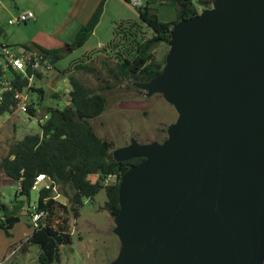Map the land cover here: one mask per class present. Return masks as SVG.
I'll return each instance as SVG.
<instances>
[{
  "label": "water",
  "instance_id": "obj_1",
  "mask_svg": "<svg viewBox=\"0 0 264 264\" xmlns=\"http://www.w3.org/2000/svg\"><path fill=\"white\" fill-rule=\"evenodd\" d=\"M133 86L177 116L161 142L112 150L141 160L120 175L109 264H263L264 0L177 21L159 74Z\"/></svg>",
  "mask_w": 264,
  "mask_h": 264
},
{
  "label": "trees",
  "instance_id": "obj_2",
  "mask_svg": "<svg viewBox=\"0 0 264 264\" xmlns=\"http://www.w3.org/2000/svg\"><path fill=\"white\" fill-rule=\"evenodd\" d=\"M125 1L129 3L128 0ZM104 3L105 0H99L71 43L51 48L40 45L32 47L28 44H22L21 47L41 51L54 68V64L66 52L83 45L89 38L99 22ZM155 3L172 6L173 19L169 21L161 19L157 9L152 6ZM212 3L213 0H145L143 5L134 6L138 13V21L125 20L117 23L112 30L110 41L93 53L108 56L101 63L113 78L125 79L130 84L148 81L162 69L166 53L158 59L155 57L154 49L161 43L168 46L172 25L179 20L197 15L202 9L210 8ZM1 30L0 27V32ZM92 58L93 55L86 60L90 61ZM84 70L97 69L85 60H76L61 73L62 75L68 73L70 89L67 104L61 108L47 106L41 115L42 118L45 115L47 117L43 122L38 121L39 130L25 133L0 157V171L9 180L19 184L11 208L0 201V228L6 234H9L8 230L20 220L19 204L22 202L20 197L29 201L30 192L38 178L44 176L48 180V184L38 190L36 204L28 206L26 210L29 218L35 212H46V215L39 221L37 227L29 224L32 231L21 242L23 249L27 245L38 247L40 264L58 263L61 257L60 246L71 242V236L67 232V219L63 218L61 223L55 224V216L60 217L61 213L71 212L74 217H78L85 200L87 202L92 200L103 189L106 195L103 207L113 217L119 210L120 175L130 165L141 160V158L115 160L112 157L113 142L95 132L90 120L103 112L106 97L100 88H93L81 80L78 73ZM37 76L41 77L40 74ZM23 82H27L25 77ZM35 82L31 90L38 93L36 103L39 105L44 90L37 87ZM53 96L56 97L57 94L54 93ZM6 110L10 113L12 111L3 106L0 107V114L7 112ZM30 114H36L33 107H30ZM90 175H95L96 179L92 181ZM108 175H115L116 179L114 182L104 184V179ZM53 192L62 195L67 202L60 203L53 196ZM33 206L35 209H32Z\"/></svg>",
  "mask_w": 264,
  "mask_h": 264
},
{
  "label": "rangeland",
  "instance_id": "obj_3",
  "mask_svg": "<svg viewBox=\"0 0 264 264\" xmlns=\"http://www.w3.org/2000/svg\"><path fill=\"white\" fill-rule=\"evenodd\" d=\"M88 1L94 2V0ZM95 3L91 5V9ZM67 6L66 0H1L0 41L8 39L18 43L29 42L34 33L35 22L13 23L12 19L17 16L19 8H29L36 13L39 12L44 24L42 26L45 30H51L63 11H66ZM152 6L157 9L161 19L168 21L173 19L172 6L163 3H155ZM125 20L138 21L136 8L125 0H109L105 11L101 14L95 34L83 45L66 52L54 64V69L44 72L35 82V85L42 87L44 92L39 108L30 121H25V115L22 113L0 114V157L19 137L27 132L39 130L37 119L41 117L47 106L61 108L67 104L70 89L68 73L63 75L61 73L76 60H85L97 69L84 70L78 74L87 85L100 88L99 90L106 97L103 112L90 120L99 136L111 140L114 148L128 144L131 139L139 143H148L161 142L165 138L167 127L177 116L173 106L166 102L160 93L148 96L145 91L134 88L129 81L113 78L101 63L108 56L103 53H93L101 49L100 42L104 46L110 41L114 26ZM167 50L166 44H159L154 49L155 57L162 58ZM91 55L93 58L87 61L86 58ZM54 93L57 94L56 97L53 96ZM31 98L38 100V93H32ZM1 173L0 171V201L9 205V199L14 198L17 184L6 179L5 174ZM44 185L41 180L36 182V188L30 192L29 201L20 197L22 200L19 204L20 220L8 230L9 234L0 228V255L6 256L5 264H40L38 247L27 245L23 249L21 242L32 231V227L29 226L31 219L26 215L27 207L36 204L38 190ZM53 196L60 203L67 202L62 195ZM105 200V192L101 189L92 200L88 202L85 200L78 217H74L71 212L61 213L60 217L55 216V224L61 223L63 218L67 219V232L71 236L69 244L60 246L61 257L56 264H109L115 257L119 241L113 233V217L103 207ZM13 249H15L13 253H10Z\"/></svg>",
  "mask_w": 264,
  "mask_h": 264
},
{
  "label": "built area",
  "instance_id": "obj_4",
  "mask_svg": "<svg viewBox=\"0 0 264 264\" xmlns=\"http://www.w3.org/2000/svg\"><path fill=\"white\" fill-rule=\"evenodd\" d=\"M135 7L143 5L145 0H128ZM35 19V12L31 9L21 10L17 16L12 19L13 23H27ZM53 69L48 63L44 54L34 48H24L0 43V107H8L13 113H22L25 115V121H30L33 116L30 114V107L37 112L39 105L37 101L31 98L34 91L31 87L37 81L38 74L42 75L47 70ZM24 77L27 82L24 83ZM7 112L9 110H6ZM47 116L37 119L43 122ZM115 175H108L104 179V184L114 182ZM36 183L33 188H36ZM19 188V184H17ZM35 209V206L32 207ZM46 215V212L34 213L30 216L31 224L37 227L39 221ZM1 217V212H0ZM13 249L10 253H13ZM6 256L0 255V264H5Z\"/></svg>",
  "mask_w": 264,
  "mask_h": 264
},
{
  "label": "crops",
  "instance_id": "obj_5",
  "mask_svg": "<svg viewBox=\"0 0 264 264\" xmlns=\"http://www.w3.org/2000/svg\"><path fill=\"white\" fill-rule=\"evenodd\" d=\"M66 1H68V6L66 8V11H63V13L60 15L59 19L57 20V22L55 23V25L53 26L51 30H45V27L42 26L44 24H43V20H41V14L39 12L36 13L33 10L35 12V19L30 22H35L34 23L35 25L33 26L34 33L31 36L29 42L28 43L26 42L18 43V42H14V41L7 39V40H1L0 43L17 46V47H21L22 44H28V45H31L32 47H34V45H40L46 48L62 47L67 43H71L74 40L75 35L78 29L80 28V26L89 19L90 15L92 14V11L98 4L99 0H96V3L94 0L93 3L95 4L94 6H92L93 7L92 9L90 7L93 3L89 2L88 0H66ZM108 1L109 0H105V4H104L105 8L103 12L105 11L107 7ZM0 3H1V0H0ZM25 9H29V8H19L16 14H18L21 10H25ZM96 27L94 28L90 36L95 34ZM99 46L100 47L103 46L102 42H100ZM21 137H19L18 139H20ZM3 154H5V152ZM1 174H4V173H1ZM5 178L9 179L6 175H5ZM90 179L94 181L96 179V176L90 175ZM38 180H41L42 182H44L45 185L48 184V180L44 176H40ZM13 201H14V198L9 199V202H10V204L8 205L9 208L12 207Z\"/></svg>",
  "mask_w": 264,
  "mask_h": 264
}]
</instances>
